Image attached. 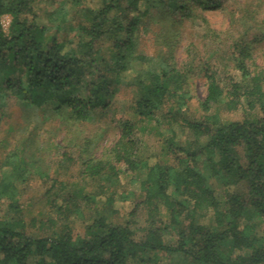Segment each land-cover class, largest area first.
I'll use <instances>...</instances> for the list:
<instances>
[{
    "label": "trees",
    "instance_id": "obj_1",
    "mask_svg": "<svg viewBox=\"0 0 264 264\" xmlns=\"http://www.w3.org/2000/svg\"><path fill=\"white\" fill-rule=\"evenodd\" d=\"M36 2L0 0V122L15 102L34 110L52 104V114L65 125L82 123L111 109L118 86L133 89L136 97L131 114L120 121L113 159L79 161L68 151L61 158L68 167L79 161L81 176L101 181L102 193L115 186L107 204L117 192L116 163L123 164L140 177L143 199L135 208L143 207L146 217L140 236L128 220L113 223L107 216L92 218L84 234H76L68 218L82 216V204L93 208L95 197L67 191L51 193L49 200L61 218L32 220L30 227L19 203L28 162L13 151L0 164V264H264V50L262 65L251 69L250 46L234 42L223 67L233 62L237 74L206 64L207 95L197 116L187 108L190 71L171 62L183 22L197 10L224 7L226 0H72L84 17L74 26L75 42L40 25ZM152 10L161 17L157 43L169 58L138 51L145 23L156 19ZM6 15L8 33L1 26ZM105 41L112 42L108 61L77 55L90 58ZM135 63L147 67L125 80ZM221 110L240 117L223 120ZM143 122L160 133L163 158L139 157ZM183 134L189 138L181 140Z\"/></svg>",
    "mask_w": 264,
    "mask_h": 264
},
{
    "label": "rangeland",
    "instance_id": "obj_2",
    "mask_svg": "<svg viewBox=\"0 0 264 264\" xmlns=\"http://www.w3.org/2000/svg\"><path fill=\"white\" fill-rule=\"evenodd\" d=\"M172 1L178 3L179 0ZM170 8L174 15L173 6ZM34 12L40 25L46 27L49 34L57 36L58 39L69 37L74 42L79 38L74 26L83 22L84 17L82 9L74 8L72 0H37ZM151 12L152 18L155 19L157 11ZM160 19L159 16L154 22L145 23L148 24V29L141 33L138 46L139 53L154 59L169 58L168 50L157 43V33L160 31L157 21ZM10 25L11 17L3 16L1 26L5 33H8ZM163 32L162 38L167 34L166 31ZM239 39L250 46L252 60L248 61V64L251 69L256 65L261 66L264 50V0H226L224 7L217 10H197L193 18L183 22L174 38L171 62L180 71H190L187 76L190 93L187 108L190 113L197 116L202 112L201 104L207 95V82L202 68L206 64L222 74H237L233 62L228 67H223V64L226 63L233 43ZM111 45V41H105L101 51L92 54L90 58L84 57L81 52L77 55L86 61L92 59L99 64L104 59L109 60L107 50ZM146 67V63H135L133 70L124 74L125 80L131 78L138 69ZM91 78L93 75L86 76V79ZM116 91L109 111L97 113L92 119L82 123L65 125L52 114V104L48 105L49 111L46 107L34 110L15 102H10L4 109L5 116L0 122V164L13 151L28 162L27 181L23 185L24 191L19 203L24 221L30 227L32 220L38 222L48 218L58 219L60 216L55 212L56 207L49 208L51 193L61 196L70 191L95 197L93 208L82 204L83 215L79 217L74 213L68 218L67 224L74 233L84 234L85 227L92 218L107 216L113 223L124 224L128 220L139 236L142 235L139 229L144 226L146 210L143 207L135 208L143 199L139 185L140 177L130 173L123 164L116 163L119 170L117 192L112 204H107L106 198L115 186L102 193L99 188V183L102 182L84 178L79 167L81 159H113L111 150L122 136L120 121L129 117L130 105L136 97V92L125 85L118 86ZM220 114L223 120H236L240 117V113L228 114L224 110H221ZM142 124L147 130L138 144L139 157L159 159L162 148L160 133L145 122ZM177 130L179 132V128ZM186 138L189 137L183 134L181 140ZM65 151H68L71 157L78 158L76 165L68 167L62 162L61 156ZM62 186L67 189L61 190ZM214 190L218 196L223 193L219 186ZM60 204V200L57 201V205ZM133 210H137L136 215L129 218V213ZM163 219L167 220V216H163ZM259 227L263 229L260 223ZM177 259L174 258V261Z\"/></svg>",
    "mask_w": 264,
    "mask_h": 264
}]
</instances>
